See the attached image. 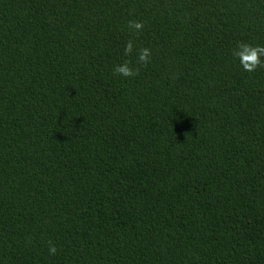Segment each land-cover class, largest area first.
<instances>
[{
	"label": "trees",
	"instance_id": "obj_1",
	"mask_svg": "<svg viewBox=\"0 0 264 264\" xmlns=\"http://www.w3.org/2000/svg\"><path fill=\"white\" fill-rule=\"evenodd\" d=\"M237 42L264 45V0H0V264H264Z\"/></svg>",
	"mask_w": 264,
	"mask_h": 264
},
{
	"label": "clouds",
	"instance_id": "obj_2",
	"mask_svg": "<svg viewBox=\"0 0 264 264\" xmlns=\"http://www.w3.org/2000/svg\"><path fill=\"white\" fill-rule=\"evenodd\" d=\"M127 27L134 30L136 34L141 32L145 24L143 21L130 20ZM134 42L132 39L126 41L124 46L125 56L132 54ZM151 49L141 47L137 53V64L147 65L150 62ZM232 55L239 61L240 66L246 72H255L257 68H264V45H251L245 42H237L236 47L232 50ZM131 61L125 60L122 64H118L113 68V73L123 77H134L139 74L138 67H131ZM48 251L50 255L56 254V246L49 242Z\"/></svg>",
	"mask_w": 264,
	"mask_h": 264
}]
</instances>
